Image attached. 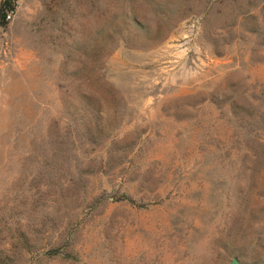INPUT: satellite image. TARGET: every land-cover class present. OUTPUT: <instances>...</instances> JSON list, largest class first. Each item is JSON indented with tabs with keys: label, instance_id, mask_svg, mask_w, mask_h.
Segmentation results:
<instances>
[{
	"label": "rangeland",
	"instance_id": "1",
	"mask_svg": "<svg viewBox=\"0 0 264 264\" xmlns=\"http://www.w3.org/2000/svg\"><path fill=\"white\" fill-rule=\"evenodd\" d=\"M105 6L0 26V264H261L264 0Z\"/></svg>",
	"mask_w": 264,
	"mask_h": 264
},
{
	"label": "trees",
	"instance_id": "2",
	"mask_svg": "<svg viewBox=\"0 0 264 264\" xmlns=\"http://www.w3.org/2000/svg\"><path fill=\"white\" fill-rule=\"evenodd\" d=\"M106 6L103 10L105 38L103 47L108 48L109 43L117 36L124 37L123 32L132 28L145 29L135 16L134 0H105ZM16 0H2L0 5V26L6 24L8 15L15 11ZM92 132L91 129L88 130Z\"/></svg>",
	"mask_w": 264,
	"mask_h": 264
},
{
	"label": "water",
	"instance_id": "3",
	"mask_svg": "<svg viewBox=\"0 0 264 264\" xmlns=\"http://www.w3.org/2000/svg\"><path fill=\"white\" fill-rule=\"evenodd\" d=\"M228 264H244V263H242L238 258L233 257ZM261 264H264V262H262Z\"/></svg>",
	"mask_w": 264,
	"mask_h": 264
}]
</instances>
